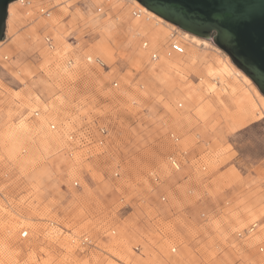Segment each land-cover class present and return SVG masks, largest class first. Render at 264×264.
I'll list each match as a JSON object with an SVG mask.
<instances>
[{
    "label": "rangeland",
    "instance_id": "374dc122",
    "mask_svg": "<svg viewBox=\"0 0 264 264\" xmlns=\"http://www.w3.org/2000/svg\"><path fill=\"white\" fill-rule=\"evenodd\" d=\"M29 1L0 41V264H264L253 82L215 72L241 71L212 40L190 60L151 44L131 3Z\"/></svg>",
    "mask_w": 264,
    "mask_h": 264
},
{
    "label": "water",
    "instance_id": "95a60500",
    "mask_svg": "<svg viewBox=\"0 0 264 264\" xmlns=\"http://www.w3.org/2000/svg\"><path fill=\"white\" fill-rule=\"evenodd\" d=\"M16 0H0V41L5 33L8 5ZM140 5L161 17L166 22L194 36L212 40L228 55L232 63L245 74L264 96V32L261 30L259 17L264 9V0H249L251 10L257 16V23L242 36L238 47L225 40L220 31L202 16L185 15L182 5H198L200 0H135ZM211 3V0H207ZM215 19V17H213Z\"/></svg>",
    "mask_w": 264,
    "mask_h": 264
},
{
    "label": "snow or ice",
    "instance_id": "6c2138e0",
    "mask_svg": "<svg viewBox=\"0 0 264 264\" xmlns=\"http://www.w3.org/2000/svg\"><path fill=\"white\" fill-rule=\"evenodd\" d=\"M185 15H194L199 19L201 16L212 23V26L220 31L221 36L229 43H234L238 47L242 44V36L257 23V16L251 10L249 0H200L198 5H182ZM215 17V19H213ZM259 23L264 32V9H262ZM91 62V57L88 58ZM75 117H73V120ZM264 119V118H262ZM74 130V129H73ZM233 133L240 137L246 136L243 128H233ZM231 148V146H229ZM243 144L237 149L240 151ZM27 236L28 233L24 232Z\"/></svg>",
    "mask_w": 264,
    "mask_h": 264
},
{
    "label": "bare ground",
    "instance_id": "6f19581e",
    "mask_svg": "<svg viewBox=\"0 0 264 264\" xmlns=\"http://www.w3.org/2000/svg\"><path fill=\"white\" fill-rule=\"evenodd\" d=\"M17 1V0H16ZM121 1H125V2H128V3H131L132 6H135V8H137L138 10H140L141 12V15H143L144 17V20L142 19L143 23L141 24L140 23V27L139 29H144V30H148V31H151V34H152V38L149 37V41L151 42V44L153 45H161L164 41H166V39H171V35L172 33H163L162 36H160V31L161 30H158V29H155V26L153 25L155 22L156 23H162L164 25H166L167 27H170V29L174 30V25L173 26H169L168 22H166L165 20H163L161 17L155 15L153 12L149 11L148 9H146L145 7H143L142 5H140L137 1L135 0H121ZM20 2V0H19ZM102 2H106V4L108 5V0H92V4L93 5H99L100 3ZM18 2H12L8 5V8H7V18H6V36L8 34V31H9V27L11 25V22L14 20H18L19 22V19H20V15L21 14H17L16 11H15V5L17 4ZM115 12L117 14H119V17L121 19V22L122 21H126V24H128V14H127V10H123V7H122V4H119V5H115ZM131 20V19H130ZM172 25V24H171ZM131 26H135L133 24V22H131ZM128 27V25H127ZM123 31V30H122ZM166 34V35H165ZM158 37V39H155L154 36ZM183 37H181V39L185 40L186 42H188V46L185 47L186 49V53H183L182 54H179L181 56V58L183 59L184 57H188V56H191L193 57V53L195 52V49H199L201 46H207V42L193 36V35H190L186 32H183ZM177 37L175 36V40ZM154 39V40H153ZM4 42L6 41H3V42H0V47L4 44ZM168 42V41H167ZM166 42V43H167ZM170 45V43H169ZM168 45V46H169ZM102 48V47H101ZM158 48V47H157ZM179 55H177L179 57ZM191 57V58H192ZM176 58V57H175ZM178 58H176L177 60ZM172 60V59H171ZM169 61V60H168ZM92 62V61H91ZM216 73H219V74H225V73H229V72H232L233 75H239L246 83L248 84H251L250 83V80L249 78L245 75H243L241 72H239L238 70L235 69V67L229 62V60H226L225 61V64L223 65H220V68L219 69H216L215 71ZM225 77V76H223ZM230 82V81H229ZM234 84V83H231V85ZM252 87V86H251ZM253 89V92L255 93L254 95L255 96H258L261 98V96L259 95L258 91L252 87ZM251 89V90H252ZM261 100L263 101L264 103V99L261 98Z\"/></svg>",
    "mask_w": 264,
    "mask_h": 264
},
{
    "label": "built area",
    "instance_id": "2783aa9c",
    "mask_svg": "<svg viewBox=\"0 0 264 264\" xmlns=\"http://www.w3.org/2000/svg\"><path fill=\"white\" fill-rule=\"evenodd\" d=\"M19 4H20L23 8H26V9H30V8H31V3H30L29 0H20ZM37 12H38L39 15H41V16H43V17H46V18H48V17L50 16V14H51V13H50V9H45V8H43V7L39 8ZM131 16H132L133 18H140V16H141V12H140V10L134 8L133 11L131 12ZM175 36H176V31H172V35H171V39H170L171 41H170V45H169V46H170V50H171L172 52H174V53L182 54V53H183V46L181 45V43L178 42V40H175ZM43 42H44L45 46H46L49 50H53V49H54V43H53V39H52L51 37H49V36L44 37V38H43ZM142 48H143V49H146V48H147V43H146V42H144V43L142 44ZM5 59H6V58H4V60H5ZM157 59H158V55H157V53L151 51V53H150V60H151V61H156ZM88 61H89V59H88ZM94 62H95L96 64L100 65V66H103V63H101V61L98 60V59H95ZM51 129H53V127H51ZM100 133H101L102 135H104L105 131L101 129V130H100ZM70 138H71V137H70ZM71 139H72V138H71ZM98 144L101 145L102 142L100 141V142H98ZM168 162H169L170 166H171L172 168H174L175 170H178V169H179V163H178V161H177L174 157H169V158H168ZM74 186H77V183H75ZM162 200H164V199H162ZM255 228H256V224L252 225V226L246 231V233H251ZM24 232H26V231H24ZM24 232H22V233L20 234L21 238H25V237H26L25 235H23ZM239 236H240V235H239ZM82 244H84V245H85V244H89L88 239H87V238H84L83 241H82ZM173 251H174V250H173ZM259 251H262V249H260Z\"/></svg>",
    "mask_w": 264,
    "mask_h": 264
},
{
    "label": "crops",
    "instance_id": "0c3cea01",
    "mask_svg": "<svg viewBox=\"0 0 264 264\" xmlns=\"http://www.w3.org/2000/svg\"><path fill=\"white\" fill-rule=\"evenodd\" d=\"M156 28V27H155ZM144 30V29H143ZM145 32H146V34L148 35V33H149V36L148 37H150V36H152V34H151V31H146V30H144ZM154 36V35H153ZM155 37V36H154ZM198 49H195V52L193 53L194 55H193V57H192V55L191 56H188V57H184L183 59L184 60H190V58L192 57V58H194L195 56H198V51H197ZM231 83H234L235 84V81H232ZM231 83H229V84H231ZM255 122H257V121H248L246 124L247 125H251V124H253V123H255ZM241 260V259H240ZM244 262L241 260V262H239V264H243ZM235 264H236V262H235ZM238 264V263H237Z\"/></svg>",
    "mask_w": 264,
    "mask_h": 264
}]
</instances>
